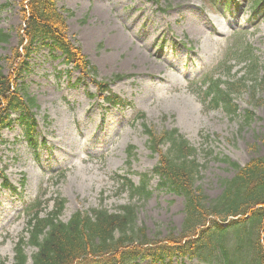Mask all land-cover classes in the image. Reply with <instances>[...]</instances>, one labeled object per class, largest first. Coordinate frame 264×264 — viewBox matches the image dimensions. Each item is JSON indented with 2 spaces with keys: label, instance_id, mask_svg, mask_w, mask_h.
Segmentation results:
<instances>
[{
  "label": "rangeland",
  "instance_id": "374dc122",
  "mask_svg": "<svg viewBox=\"0 0 264 264\" xmlns=\"http://www.w3.org/2000/svg\"><path fill=\"white\" fill-rule=\"evenodd\" d=\"M20 2L0 0V29L12 33L9 43L0 44V62L4 55L13 56L21 38L25 19ZM239 3L231 10L211 0H58L69 38L97 66L100 79L122 75L112 81V89L129 104L108 106L101 97L91 96L97 92L92 81L79 82L78 72H69L72 66L48 46L34 52L23 80L27 94L40 105L32 111L46 145L36 153L18 123L2 132L1 167L20 191L5 188L0 178V260L14 259L16 242L27 227L26 207L42 197L43 207L51 209L49 200L56 193L67 200L61 216L65 221L77 210L103 206L117 211L132 202L138 205L139 223L151 236L169 227L181 228L182 196L158 188L155 177L149 199H131L115 178L116 173H130L139 184L140 173L151 172L158 161L140 121L132 122L138 110L146 112L148 124L159 130L178 128L198 148L204 166L197 184L211 198L221 195L222 181L234 176L224 157L245 164L264 154V84L257 106L249 94L236 95L240 115L207 108L190 85L205 73L226 78L224 65H232L240 78L243 65L229 58L230 48L242 47L241 42L235 44L240 37L258 49L264 73V14L253 17L248 2ZM5 66L13 72L10 64ZM246 110L255 113L249 121L241 116ZM130 145L136 146V155L132 167H127ZM27 252L31 263L35 248L27 246ZM172 264L207 263L176 257Z\"/></svg>",
  "mask_w": 264,
  "mask_h": 264
},
{
  "label": "trees",
  "instance_id": "16d2710c",
  "mask_svg": "<svg viewBox=\"0 0 264 264\" xmlns=\"http://www.w3.org/2000/svg\"><path fill=\"white\" fill-rule=\"evenodd\" d=\"M243 2H248L254 16L264 10V0ZM211 3L233 10L236 1L211 0ZM20 4L25 19L20 41L13 56L4 55L0 62V142L1 130L12 125L15 121L12 114L16 112L20 113L17 119L24 127L25 137L37 149L38 123L32 110L39 104L27 94L23 76L30 72V59L40 46H48L54 55L60 52L64 61L73 65L72 70L79 72V82L91 77L108 104L126 101L114 93L111 80L98 79L96 65L69 38L67 19L58 0H21ZM7 6L9 3L4 4ZM11 38L10 31L0 29V44L9 43ZM232 52L245 64L246 74L236 81L205 80L204 102L208 99L214 107L224 102L228 112L237 115L239 108L234 94H249L251 103L257 106L263 100L257 95L263 87L264 75L260 73V57L250 44ZM5 63L11 65L12 73L6 70ZM121 77L116 74L113 80ZM254 116L252 110L244 113L246 121ZM146 118L141 113L135 120H142L149 147L160 155L153 169L160 176L159 188H167L185 199L181 228L169 227L168 231L151 236L147 226L139 223L138 205L132 202L120 205L117 211L103 206L78 210L64 221L61 216L65 198H53V208L46 210L38 197L26 211L28 235H22L16 244L13 263L3 260L1 264H30L28 245L36 248L31 264H140L143 260L171 264L175 257L197 258L210 264H264V154L253 156L245 164L224 157L223 161L235 170L234 176L224 179L222 194L211 198L197 184L204 166L198 160V148L178 128L159 130L148 124ZM133 150V146L128 148L130 156ZM0 178L5 187H15L1 166ZM118 182L131 199L137 196L148 199L152 195L146 173L139 184L127 176Z\"/></svg>",
  "mask_w": 264,
  "mask_h": 264
},
{
  "label": "bare ground",
  "instance_id": "6f19581e",
  "mask_svg": "<svg viewBox=\"0 0 264 264\" xmlns=\"http://www.w3.org/2000/svg\"><path fill=\"white\" fill-rule=\"evenodd\" d=\"M160 57H161V59H165L166 61H167V57L166 56H164V54L163 53H160Z\"/></svg>",
  "mask_w": 264,
  "mask_h": 264
}]
</instances>
